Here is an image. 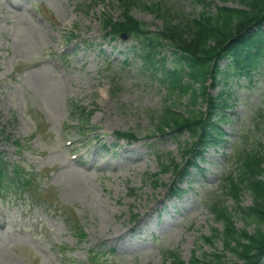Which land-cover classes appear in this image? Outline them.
I'll return each mask as SVG.
<instances>
[{"label":"rangeland","instance_id":"rangeland-1","mask_svg":"<svg viewBox=\"0 0 264 264\" xmlns=\"http://www.w3.org/2000/svg\"><path fill=\"white\" fill-rule=\"evenodd\" d=\"M155 1L189 16L194 11L190 0L149 2ZM208 1L241 7L240 0ZM103 11L119 17L116 4L91 0H0V150L55 205L28 201L19 195L22 187L0 190V264H100L88 260L91 249L106 252L108 264H167L164 251L188 261L193 251L199 254V239L218 227L206 204L222 196V179L235 169L229 148L208 150L199 166L204 174L191 171L180 196L168 198L174 175L171 168L160 171L156 154L182 164L189 136H159L156 115L164 104L185 112L191 106L185 97L165 101L167 93L143 73L134 41L102 38ZM132 15L152 30L162 27L147 11ZM70 31L76 38L66 44ZM220 91L232 94L226 102L231 123H222L228 145L244 124V132H254L249 139L264 146V112L256 111L264 101V72L251 83H221L210 94ZM73 104L93 111L85 134ZM116 131L149 140L128 145L115 140ZM243 202L251 205V197L245 194ZM227 205L233 208L229 199ZM68 213L84 236L74 234ZM132 215L141 224L131 233ZM236 227L243 228L240 220Z\"/></svg>","mask_w":264,"mask_h":264},{"label":"trees","instance_id":"trees-1","mask_svg":"<svg viewBox=\"0 0 264 264\" xmlns=\"http://www.w3.org/2000/svg\"><path fill=\"white\" fill-rule=\"evenodd\" d=\"M115 1L121 10V17L115 22L107 14H102L103 28L113 36L127 33L142 38L152 47H161L164 41H169L175 48L176 66L172 71L165 70L163 82L172 90V94L189 93L192 105L199 99L208 105L205 119L200 112L190 111V116L184 117L165 109L159 116L158 131H188L196 139L194 150L214 144L216 137L213 132L221 134V130L214 123L210 124L211 115L222 109V105L208 95L206 83L212 80L211 84L214 85L216 77L222 73L218 63L226 58L230 59L227 66L232 67L233 75L251 76L252 71L260 66V58L264 56V0H240L242 8L214 5V10L211 9L213 3L206 0H190L195 7L201 6L199 11L193 12L192 17L161 3ZM133 8L155 12L163 19V28L158 32L150 31L143 22L129 14ZM185 77L188 81H185ZM196 84L199 87H195ZM224 118L225 114L222 120ZM238 160L242 161L238 178L230 177L225 183V189L234 199L235 209L229 210L222 199L213 203L210 211L215 220L222 223L223 231L219 233L214 229L211 237L204 238V242L211 247L220 240L222 250L214 248L210 254H193L188 263L176 255L171 264H264V181L258 179L264 174V158L257 153V149H251L238 154ZM5 168V163L0 161V178L16 181L19 185L17 170L13 179L6 175ZM186 172L187 166L181 175ZM246 188L253 197L250 207L241 206V197ZM237 218L243 221L244 228L235 227ZM249 224L255 225L252 232L246 229ZM229 257L236 262H229Z\"/></svg>","mask_w":264,"mask_h":264}]
</instances>
